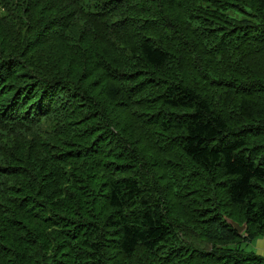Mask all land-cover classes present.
<instances>
[{"label": "trees", "instance_id": "16d2710c", "mask_svg": "<svg viewBox=\"0 0 264 264\" xmlns=\"http://www.w3.org/2000/svg\"><path fill=\"white\" fill-rule=\"evenodd\" d=\"M258 237L264 0H0V264H264Z\"/></svg>", "mask_w": 264, "mask_h": 264}, {"label": "crops", "instance_id": "0c3cea01", "mask_svg": "<svg viewBox=\"0 0 264 264\" xmlns=\"http://www.w3.org/2000/svg\"><path fill=\"white\" fill-rule=\"evenodd\" d=\"M252 249L255 253L264 256V237H258L252 241Z\"/></svg>", "mask_w": 264, "mask_h": 264}, {"label": "water", "instance_id": "95a60500", "mask_svg": "<svg viewBox=\"0 0 264 264\" xmlns=\"http://www.w3.org/2000/svg\"><path fill=\"white\" fill-rule=\"evenodd\" d=\"M227 222L238 232H242V230L244 229L245 227V223H242V224H237L236 222L228 219Z\"/></svg>", "mask_w": 264, "mask_h": 264}, {"label": "rangeland", "instance_id": "374dc122", "mask_svg": "<svg viewBox=\"0 0 264 264\" xmlns=\"http://www.w3.org/2000/svg\"><path fill=\"white\" fill-rule=\"evenodd\" d=\"M249 248L252 249V242L250 243Z\"/></svg>", "mask_w": 264, "mask_h": 264}]
</instances>
